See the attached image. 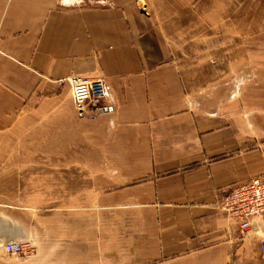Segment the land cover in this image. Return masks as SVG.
<instances>
[{"label":"crops","instance_id":"0c3cea01","mask_svg":"<svg viewBox=\"0 0 264 264\" xmlns=\"http://www.w3.org/2000/svg\"><path fill=\"white\" fill-rule=\"evenodd\" d=\"M133 1L0 0V174L43 175L52 160L75 177L53 207L84 209L51 232L28 227L24 252L0 248V264H264L257 237L217 208L264 176V124L238 108L235 73L189 85ZM71 74L105 79L101 112L76 113Z\"/></svg>","mask_w":264,"mask_h":264},{"label":"rangeland","instance_id":"374dc122","mask_svg":"<svg viewBox=\"0 0 264 264\" xmlns=\"http://www.w3.org/2000/svg\"><path fill=\"white\" fill-rule=\"evenodd\" d=\"M133 2L143 15L150 18L152 24L162 29L170 42L173 58L184 70L189 85L195 87L208 82L200 76L202 73L205 76L213 72H221V75L225 72L235 73L238 108L246 109L254 120L264 124V48H261V42L264 41V15L261 14L260 6L264 1ZM52 162H41V166L50 169L43 175H21L20 170L19 175L0 174V248L10 240L20 241L26 248L25 242L19 238L28 231V227L35 232H51L59 225L58 213L68 215L70 210H84L53 207L54 197L60 194L53 189L56 185L58 187V181L61 180L62 196L68 198V183H72L75 177L54 176ZM3 171L5 160L0 159V172ZM37 188L40 189L38 192ZM37 196L43 197L42 206H20L30 197Z\"/></svg>","mask_w":264,"mask_h":264},{"label":"built area","instance_id":"2783aa9c","mask_svg":"<svg viewBox=\"0 0 264 264\" xmlns=\"http://www.w3.org/2000/svg\"><path fill=\"white\" fill-rule=\"evenodd\" d=\"M69 85L70 98L79 116L102 111L108 99L109 86L101 76L84 77L78 74L67 76L62 82ZM217 208L236 219L241 238L257 237L259 249L264 254V176H255L220 195ZM4 252L17 256L23 253L22 242L10 240L3 244Z\"/></svg>","mask_w":264,"mask_h":264}]
</instances>
